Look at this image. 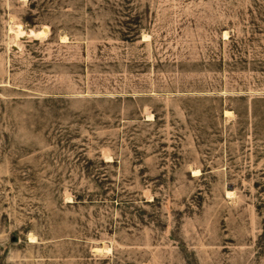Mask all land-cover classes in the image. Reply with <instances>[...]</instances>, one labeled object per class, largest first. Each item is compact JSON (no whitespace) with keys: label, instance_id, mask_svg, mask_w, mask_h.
<instances>
[{"label":"rangeland","instance_id":"obj_1","mask_svg":"<svg viewBox=\"0 0 264 264\" xmlns=\"http://www.w3.org/2000/svg\"><path fill=\"white\" fill-rule=\"evenodd\" d=\"M0 264H264V0H0Z\"/></svg>","mask_w":264,"mask_h":264},{"label":"bare ground","instance_id":"obj_2","mask_svg":"<svg viewBox=\"0 0 264 264\" xmlns=\"http://www.w3.org/2000/svg\"><path fill=\"white\" fill-rule=\"evenodd\" d=\"M9 33L12 34L17 40H20V39H23V38H26V37L27 38L28 37H34L36 39H41V36H42L41 33H38L35 30H28V29L22 27L19 24L18 25L10 24ZM227 36H228V33L225 32L224 37H227ZM143 40H149V37L148 36H144ZM62 41L66 42L67 38L66 37H62ZM227 114H231V112L227 111L226 115ZM150 118H151V116H150ZM193 173H194V175H198L200 172L198 170H194L193 169ZM227 195H228L229 198L235 196L234 193L231 192V191H229L227 193ZM31 239H34V238L31 237ZM103 251L108 252L109 249L105 248V246H104V248H97V247L94 248V252L95 253H99L100 254Z\"/></svg>","mask_w":264,"mask_h":264}]
</instances>
